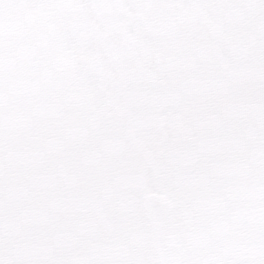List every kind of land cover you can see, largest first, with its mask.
Wrapping results in <instances>:
<instances>
[{
	"label": "snow or ice",
	"instance_id": "snow-or-ice-1",
	"mask_svg": "<svg viewBox=\"0 0 264 264\" xmlns=\"http://www.w3.org/2000/svg\"><path fill=\"white\" fill-rule=\"evenodd\" d=\"M0 264H264V0H0Z\"/></svg>",
	"mask_w": 264,
	"mask_h": 264
}]
</instances>
